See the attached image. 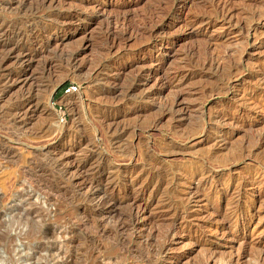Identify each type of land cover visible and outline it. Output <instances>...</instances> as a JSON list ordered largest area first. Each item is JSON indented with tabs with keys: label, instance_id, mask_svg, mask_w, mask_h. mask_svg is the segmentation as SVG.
<instances>
[{
	"label": "rangeland",
	"instance_id": "obj_1",
	"mask_svg": "<svg viewBox=\"0 0 264 264\" xmlns=\"http://www.w3.org/2000/svg\"><path fill=\"white\" fill-rule=\"evenodd\" d=\"M0 264H264V0H0Z\"/></svg>",
	"mask_w": 264,
	"mask_h": 264
},
{
	"label": "built area",
	"instance_id": "obj_2",
	"mask_svg": "<svg viewBox=\"0 0 264 264\" xmlns=\"http://www.w3.org/2000/svg\"><path fill=\"white\" fill-rule=\"evenodd\" d=\"M79 90V85L77 84H68V85H65L62 90H61V93L63 94H72V93H75Z\"/></svg>",
	"mask_w": 264,
	"mask_h": 264
},
{
	"label": "bare ground",
	"instance_id": "obj_3",
	"mask_svg": "<svg viewBox=\"0 0 264 264\" xmlns=\"http://www.w3.org/2000/svg\"><path fill=\"white\" fill-rule=\"evenodd\" d=\"M158 172H159V171H158ZM159 174H160V173H159ZM156 176H157V175H156ZM94 192H95V191H94ZM104 192H105V190H104ZM104 194H105V193H104ZM105 196H106V195H105ZM105 196H104V197H105ZM107 198H108V197H106V199H107ZM91 199H93V198H91ZM106 199H105V200H106ZM105 200H104V199L102 200V202H101L102 205H103V203H104L105 205H106L107 203H109V201L106 202ZM108 200H109V199H108ZM113 200H114V199H113ZM113 200H112V201H113ZM96 204H97V203H96ZM115 205H116V204H115ZM115 205H114V206H115ZM98 207H99V206H98ZM103 207H104V206H103ZM110 207H111V206H110ZM114 210H115V209H114ZM102 216H103V215H102ZM117 217H119V216H117ZM138 219H139V218H138ZM122 220H123V219H122ZM129 220H130V219H129ZM118 222H119V221H118ZM129 222H130V221H129ZM134 222H135V221H134ZM122 223H123V222H122ZM122 223H121V224H122ZM139 223H140V220H137V221L134 223V226L139 225ZM115 225H116V224H115ZM128 225H129V224H128ZM125 226H126V225H125ZM123 227H124V224H123ZM130 227H131V226H130ZM130 227H129V228H130ZM136 227H137V226H136ZM136 227H133V228H136ZM125 228H126V227H125ZM131 228H132V227H131ZM131 234H132V231H131ZM126 235H127V234H126ZM137 237H138V236H137ZM160 247H161V246H160Z\"/></svg>",
	"mask_w": 264,
	"mask_h": 264
},
{
	"label": "trees",
	"instance_id": "obj_4",
	"mask_svg": "<svg viewBox=\"0 0 264 264\" xmlns=\"http://www.w3.org/2000/svg\"><path fill=\"white\" fill-rule=\"evenodd\" d=\"M60 92H61V91H60ZM60 92H58L56 95L59 96V95H60V94H59Z\"/></svg>",
	"mask_w": 264,
	"mask_h": 264
}]
</instances>
